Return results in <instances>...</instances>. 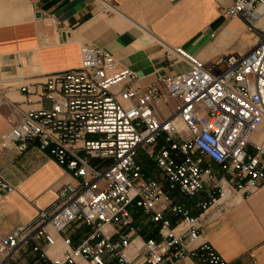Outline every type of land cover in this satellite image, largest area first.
Returning a JSON list of instances; mask_svg holds the SVG:
<instances>
[{"label": "built area", "instance_id": "obj_1", "mask_svg": "<svg viewBox=\"0 0 264 264\" xmlns=\"http://www.w3.org/2000/svg\"><path fill=\"white\" fill-rule=\"evenodd\" d=\"M226 16L257 31L244 55L206 64L172 48L168 56L190 69L142 88L138 75L112 55L83 46L80 67L48 75L38 89L22 88L49 106L26 112L6 145L22 153L36 144L76 183L63 185L30 224L0 234V264H174L186 257L228 264L201 239L202 229L205 213L223 201L226 188L227 199L236 201L264 185V144L255 142L264 128V31L256 26L264 0H235ZM160 101L175 103L165 118L157 111ZM206 158L221 176L205 166ZM167 190L188 198L205 192L202 213L194 216ZM14 191L0 173V194ZM144 221L158 228L160 238L138 244ZM80 229L86 233L75 244ZM58 238L62 255L51 257Z\"/></svg>", "mask_w": 264, "mask_h": 264}, {"label": "crops", "instance_id": "obj_2", "mask_svg": "<svg viewBox=\"0 0 264 264\" xmlns=\"http://www.w3.org/2000/svg\"><path fill=\"white\" fill-rule=\"evenodd\" d=\"M234 1L0 0V95L4 99L0 106V173L15 187L11 194H0V234L30 224L56 201L63 185L76 183L71 173L36 144L22 153L6 145V135L26 112L49 106L39 93L29 94L23 87L38 89L48 75L80 67L83 46L112 55L120 67L138 75L137 86L142 88L154 84L159 76L190 69L175 54L168 56L172 48L181 47L206 64L244 55L254 46L257 31L240 18L226 16ZM256 26L264 31V17ZM156 106L163 118L175 109L173 101H160ZM255 142L264 144V128L256 133ZM250 152L254 153L252 147ZM205 166L222 175L212 160L206 158ZM212 189L209 183L206 190ZM167 192L194 216L202 213L199 203L205 192L192 198ZM204 219L201 239L228 264H264V185L221 209L211 207ZM141 226L138 242L160 238L153 224L144 221ZM83 233L85 229L77 230L75 244ZM63 248L58 238L51 257L61 256ZM174 264L196 262L186 257Z\"/></svg>", "mask_w": 264, "mask_h": 264}, {"label": "rangeland", "instance_id": "obj_3", "mask_svg": "<svg viewBox=\"0 0 264 264\" xmlns=\"http://www.w3.org/2000/svg\"><path fill=\"white\" fill-rule=\"evenodd\" d=\"M144 158H145V157L141 154V155H140V159L143 160V162L146 161ZM146 165H147V166H150V164H148V163H146ZM153 170H154V169L151 168V169H150V172L152 173ZM234 201H235V200L232 199V198L225 199V200L219 202V203L217 204L216 208L221 209L222 207H225V206H227L229 203H232V202H234Z\"/></svg>", "mask_w": 264, "mask_h": 264}, {"label": "bare ground", "instance_id": "obj_4", "mask_svg": "<svg viewBox=\"0 0 264 264\" xmlns=\"http://www.w3.org/2000/svg\"><path fill=\"white\" fill-rule=\"evenodd\" d=\"M227 195H228V188L225 189V193H224V199H227ZM138 244H140V242H138Z\"/></svg>", "mask_w": 264, "mask_h": 264}]
</instances>
